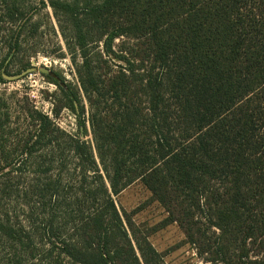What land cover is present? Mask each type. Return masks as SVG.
<instances>
[{
    "label": "trees",
    "instance_id": "obj_1",
    "mask_svg": "<svg viewBox=\"0 0 264 264\" xmlns=\"http://www.w3.org/2000/svg\"><path fill=\"white\" fill-rule=\"evenodd\" d=\"M42 4L81 58L93 137H70L74 237L53 264H166L112 198L138 180L204 264H264V0Z\"/></svg>",
    "mask_w": 264,
    "mask_h": 264
},
{
    "label": "rangeland",
    "instance_id": "obj_2",
    "mask_svg": "<svg viewBox=\"0 0 264 264\" xmlns=\"http://www.w3.org/2000/svg\"><path fill=\"white\" fill-rule=\"evenodd\" d=\"M46 1L0 0V264L59 260L53 242L74 237L67 219L76 215L81 170L70 137L93 143L90 106L76 73L81 58L68 49ZM31 67L38 70L8 79ZM39 113L53 125L37 140ZM32 140L37 142L30 148ZM89 175V186L96 188L94 173ZM112 198L120 213L151 232L149 240L166 264H204L141 181ZM49 228L58 230L60 240Z\"/></svg>",
    "mask_w": 264,
    "mask_h": 264
},
{
    "label": "water",
    "instance_id": "obj_3",
    "mask_svg": "<svg viewBox=\"0 0 264 264\" xmlns=\"http://www.w3.org/2000/svg\"><path fill=\"white\" fill-rule=\"evenodd\" d=\"M38 69L36 67H31L26 69L25 71H22L21 73L15 75V76H10L8 77L9 80H18L22 77H24L25 75L31 74L33 72H36ZM40 72L44 73V74H48V70L44 69V68H40L39 69Z\"/></svg>",
    "mask_w": 264,
    "mask_h": 264
}]
</instances>
